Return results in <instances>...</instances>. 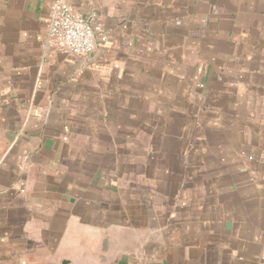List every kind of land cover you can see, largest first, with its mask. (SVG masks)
I'll return each instance as SVG.
<instances>
[{
  "label": "crops",
  "instance_id": "1",
  "mask_svg": "<svg viewBox=\"0 0 264 264\" xmlns=\"http://www.w3.org/2000/svg\"><path fill=\"white\" fill-rule=\"evenodd\" d=\"M57 1L0 0V264H264V0H64L87 58Z\"/></svg>",
  "mask_w": 264,
  "mask_h": 264
},
{
  "label": "built area",
  "instance_id": "2",
  "mask_svg": "<svg viewBox=\"0 0 264 264\" xmlns=\"http://www.w3.org/2000/svg\"><path fill=\"white\" fill-rule=\"evenodd\" d=\"M99 41L106 43L107 37L101 36ZM45 47L65 55L83 58L91 56L97 48V36L92 21L82 16L66 1H57L51 7Z\"/></svg>",
  "mask_w": 264,
  "mask_h": 264
},
{
  "label": "rangeland",
  "instance_id": "3",
  "mask_svg": "<svg viewBox=\"0 0 264 264\" xmlns=\"http://www.w3.org/2000/svg\"><path fill=\"white\" fill-rule=\"evenodd\" d=\"M143 136L144 135L142 133H137L135 135L128 134V133H120V135H119V141L121 142V146H124L125 143L128 142V141L129 142H134L136 144L137 151L138 150L139 151H142L141 148L143 146ZM93 205H95V204H93Z\"/></svg>",
  "mask_w": 264,
  "mask_h": 264
}]
</instances>
